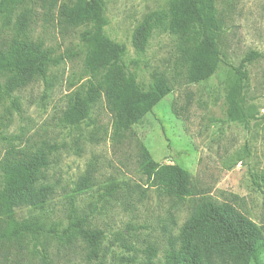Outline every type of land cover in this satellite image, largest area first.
<instances>
[{
    "label": "rangeland",
    "instance_id": "rangeland-1",
    "mask_svg": "<svg viewBox=\"0 0 264 264\" xmlns=\"http://www.w3.org/2000/svg\"><path fill=\"white\" fill-rule=\"evenodd\" d=\"M10 1L14 11L0 18V44L16 34L23 14L29 36L58 60L46 78L11 94L0 88V168L7 158L26 161L40 151L49 159L38 170V184L52 188L49 201L19 210L18 217L59 231L82 217L103 232L97 259H88L81 245L67 248L49 237L52 264H165L191 210L188 201L148 183L139 163L142 147L156 161L188 170L197 196L230 202L264 224V0H215L224 61L200 82L187 79L185 41L167 26L170 0H104V31L126 46L122 62L128 70L145 89L160 75L173 87L153 111L120 130L104 98L81 124L62 120L70 95L91 78L81 39L87 26L66 25L60 15L61 6L75 0ZM148 15V41L138 52L133 34ZM252 51L260 55L247 66L244 106L257 119L246 123L228 116L227 95L236 80L233 67ZM1 250L0 264H41L40 246V253ZM257 264H264V245Z\"/></svg>",
    "mask_w": 264,
    "mask_h": 264
},
{
    "label": "trees",
    "instance_id": "trees-1",
    "mask_svg": "<svg viewBox=\"0 0 264 264\" xmlns=\"http://www.w3.org/2000/svg\"><path fill=\"white\" fill-rule=\"evenodd\" d=\"M11 3L0 0V18L14 11ZM60 15L66 25L87 26L81 32V39L87 46L85 67L91 73L88 82L70 95L62 117L65 124H81L89 118L93 105L104 98L115 130L129 129L173 90L162 75L154 77L145 89L128 70L122 62L126 46L104 31L107 24L104 0H75L63 4ZM167 26L185 41L182 52L187 79L190 82L208 79L224 61L220 46L223 19L215 0H170ZM15 28L16 34L7 43L0 44V88L6 94L37 78H46L49 66L58 62L49 48L29 36L25 15L17 18ZM149 29L150 15L133 34L132 43L138 52L145 50ZM259 55L257 51L249 52L233 67L236 80L227 95V114L233 120L248 123L257 119L246 113L244 102L247 66ZM48 163L45 151L26 161L7 158L2 163L0 251L15 246L40 253V246L41 264H52L48 250L49 237H52L67 248L74 244L83 246L88 259L99 258L103 232L87 226L85 218L72 219L59 231L46 229L39 221L18 217L19 210L43 208L49 201L51 186L38 184V170ZM139 163L151 186H160L170 197L189 202L190 216L177 240L171 242L165 264H257L260 246L264 245V224H257L230 202L197 196L188 170L175 163L156 161L143 147ZM154 251L150 249L149 253Z\"/></svg>",
    "mask_w": 264,
    "mask_h": 264
}]
</instances>
